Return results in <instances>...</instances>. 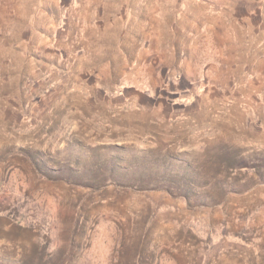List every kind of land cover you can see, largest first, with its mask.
<instances>
[{"label":"rangeland","instance_id":"1","mask_svg":"<svg viewBox=\"0 0 264 264\" xmlns=\"http://www.w3.org/2000/svg\"><path fill=\"white\" fill-rule=\"evenodd\" d=\"M0 264H264V0H0Z\"/></svg>","mask_w":264,"mask_h":264}]
</instances>
